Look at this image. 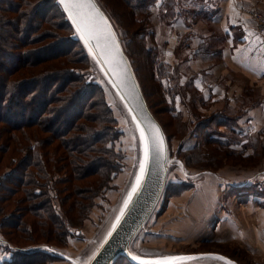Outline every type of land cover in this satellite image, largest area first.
Instances as JSON below:
<instances>
[{
    "label": "trees",
    "instance_id": "trees-1",
    "mask_svg": "<svg viewBox=\"0 0 264 264\" xmlns=\"http://www.w3.org/2000/svg\"><path fill=\"white\" fill-rule=\"evenodd\" d=\"M167 1L123 0L138 24L131 34L130 54L146 55L163 110L180 120L182 112L176 102L185 87L181 85L185 71L164 60L162 41L161 54H157L153 24L158 10L160 20L170 14ZM57 13L63 16L55 0H0V228L8 234V227L17 231L23 227L34 237L31 224H44L41 236L52 235L59 243L77 231L81 223H76L88 216L94 198L124 170V163L113 145H108L118 136L113 112L101 88L84 76L88 58L80 46L76 48L79 43L71 37L72 27L57 21ZM52 37L51 42L44 40ZM191 89L188 93L198 92ZM194 96L195 107L210 101L209 97ZM210 120L211 124L199 120L197 129H209L213 122L224 126L228 135L243 131L231 126L233 119L228 114L215 112ZM181 125L176 126L178 134H184ZM201 134L202 142L194 149L203 145L229 150L238 147L209 131ZM240 146L241 151L258 148L250 139ZM182 155L195 163L203 156ZM56 173L63 176L56 179ZM172 185L188 184L173 182L169 188ZM17 247L8 264H35L46 259L42 253L22 260L38 252Z\"/></svg>",
    "mask_w": 264,
    "mask_h": 264
},
{
    "label": "rangeland",
    "instance_id": "rangeland-1",
    "mask_svg": "<svg viewBox=\"0 0 264 264\" xmlns=\"http://www.w3.org/2000/svg\"><path fill=\"white\" fill-rule=\"evenodd\" d=\"M97 1L111 20L120 38L123 48L140 82L147 104L166 133L169 148V181L167 180V184L155 210L143 225L139 235L131 242L130 245L132 249L134 251L137 250L141 254H162L165 252L183 251H218L237 260L240 264H264V251L262 249L251 250L247 248L249 249L247 250L241 247L236 240H225V237L228 236L226 233L227 224L222 222L227 220L226 212L232 207V199H235L231 195V189L237 191L238 188H240L239 186H241V189L247 191L255 190V192L251 194L257 195L258 186L261 185L262 188L264 187V112H260L258 104L259 101L262 100L260 84L256 82L255 85L248 87V89L240 87L239 90L241 94L239 93L236 96L235 90L229 89L228 92H230V97L236 100L234 106L228 104L229 99H225V97L228 96L227 92V94L225 93L224 102L222 103L209 101L195 107L191 95L197 97L199 95L198 92L188 93L189 90L192 91V89H190L192 87H183L184 89L180 90V96L176 102V107L182 112V118L179 120L170 117L163 110L159 102V95H157L156 90H154V85L157 87V84L150 75V68L148 67L146 55H141V53L136 55L133 53V57L130 54V48L132 47L130 44V40H132L131 34L136 32L135 28L138 26L136 21L132 20L130 8L124 4L123 0ZM248 7L249 5L245 6V8ZM252 7L255 8V6ZM61 12L63 16H60L61 14L58 15V13L55 14L58 17L57 21L67 22L69 24L66 18L67 16L62 10ZM160 12L163 11L161 10ZM156 16L157 15L154 14L153 24L156 27L155 38L157 39L169 28H166L167 26L164 25L162 21L158 23L156 21ZM44 40L46 42H51L53 37ZM75 40L79 43V45L76 44V48L80 46L87 56L81 42L77 39ZM6 49L8 48L6 47ZM156 49L157 54H161L162 46L160 40L158 41ZM180 57L184 56L182 55ZM203 57L201 58L203 62L205 61L206 63L208 57H206V55ZM54 63L57 62L55 61L53 64ZM89 63L88 59V64ZM89 67L83 70L84 76L87 80L96 83L102 90V87L98 83L104 82L102 75L97 71H94L90 75L88 73V70H90ZM178 67L183 71V67ZM77 70L78 72L81 71L79 68H77ZM91 76L95 77L93 78ZM184 84L185 80L181 81V85L183 86ZM144 89L146 90V94ZM245 92H247V94H245ZM110 97H108V101L113 107L112 112L116 121L115 127L118 131V136L111 142H108V145L112 144L114 150L119 154V160L124 163V170L116 174L109 184L97 194L93 200L94 204L88 216L82 222L78 221L76 223L77 225L81 223L77 226V231L75 230L64 242L58 243L54 241L51 238L52 235L48 237L41 236L40 231L44 227V224H31L30 231H34V237L26 233V230H22L23 227L19 229L20 231L8 227L6 229L7 232H10L8 234L0 228V264H8V261L15 258L12 254L18 251L17 249L19 248L17 246L26 247L25 250L21 248L20 251L31 252L32 250H28L27 248L38 244L52 245L53 248L61 252L52 253L43 248H39L37 251L33 250L38 253L29 257L24 256L22 260L26 261L31 257H38L36 255L43 253L46 259L39 262L35 260V264H69V260L61 257V254H66L68 257L81 263L84 262V260L87 261L101 243L106 232L117 218L115 216L123 204L122 198L124 191L122 190V192L119 193V189H122L123 185L126 184L129 171L131 174L132 168L134 167L133 164L135 163L134 160L137 153V148L135 147L136 139L133 132L130 130V118L126 116L125 110L120 106L116 94L113 92V95L111 94ZM155 101L156 104L153 103ZM261 105L264 107V101ZM215 112L228 114L230 118L233 119L231 121V126L242 128L243 131L237 135H228V131L224 126H216L213 122L209 129L202 131L198 130V123H200L201 120L210 123V118ZM179 122L182 124L180 133L184 134H178L176 131V126ZM207 131H209V134L212 133L211 135L228 138L232 144L238 145V147H236L238 150H229L230 148L222 149L216 147V145H209L206 148V145L204 147L203 144L202 148L197 147L194 149L193 147H195L198 142H202L200 141V137H203L201 132L205 134ZM40 134H42V136L46 135V133L43 132H40ZM249 139L250 142L257 144V150L259 152L257 150H240V145L248 142ZM189 148L190 151H188ZM192 148L193 150H191ZM188 153L194 154V156H201L203 154V156L199 163L189 162V160H185L182 155ZM256 153H258V155H256ZM178 159L182 161L179 162ZM200 171H206L202 174L204 176H201V181H197L198 179L196 180L195 175H192L193 179H188L187 181L177 179L178 176L184 177L186 173L194 174ZM61 175L62 174L56 173V179H58L59 176H63ZM91 178L95 179L96 176ZM173 182H184L188 185L186 187L172 185L173 187L169 188ZM232 182H236L235 184L239 186L235 189L230 188ZM254 195L250 197L254 199ZM243 196L244 193H241L240 196L236 195L239 200H242L241 198H243ZM67 204L68 203H66L65 206H67ZM113 204H115L114 209H112ZM110 205L112 206L111 208ZM72 207L73 205H71V208ZM238 217L241 222L245 219L247 226L250 228H253L261 220V231H264V220H262L264 215L260 211L248 215L244 213L241 216L238 214ZM29 218L30 217L27 216L26 220L29 221ZM262 239L264 240L263 237ZM261 244L263 245L262 242ZM217 263L220 264L219 262ZM113 264L132 263L125 256H121Z\"/></svg>",
    "mask_w": 264,
    "mask_h": 264
},
{
    "label": "water",
    "instance_id": "water-1",
    "mask_svg": "<svg viewBox=\"0 0 264 264\" xmlns=\"http://www.w3.org/2000/svg\"><path fill=\"white\" fill-rule=\"evenodd\" d=\"M56 2L67 16L66 18L72 27V37L81 42L88 56L90 62L88 73L91 75L97 71L103 77L104 82L98 83L102 87L106 103L112 110L113 107L110 105L108 97L114 92L119 99L120 106L125 110L126 116H129L130 130L135 136V147L137 148L131 174L129 171L126 184L123 185L122 189H119V193L124 191L123 204L118 210V215L115 216L117 218L97 249L87 261L84 260L81 263L66 254H61V257L69 260V264H113L121 256H125L132 264H154L155 261L165 257L188 256L197 257V259L176 260L172 261L171 264H218L217 262L228 264L229 261L231 264H240L237 260L218 251L141 254L132 249L131 242L139 235L143 225L155 210L167 184L170 162L168 160L169 148L166 133L149 108L131 61L111 20L98 1L91 0V3L95 5V9L102 14V17L95 15V10L90 8L72 9L70 14L69 11L65 10V6L60 3V0H56ZM81 12L84 14L83 17L79 14ZM90 13L91 31L78 32L77 25L84 27L85 19L89 17ZM109 33L112 35H108ZM91 35H95L96 38L90 39L89 43L86 44L82 36L89 37ZM91 77L94 78L95 76ZM146 146L148 147V156L145 163ZM178 160L179 162L182 161L181 159ZM142 163L145 165L143 173L140 170ZM205 172L186 173L185 178L178 176L177 179L187 181L193 179L192 175H195L196 180L199 181ZM138 176L141 177L140 184L133 193L132 189L136 185ZM130 193L131 197L129 198ZM125 201H128L126 206ZM114 207L115 204H113L112 209ZM39 248L52 253L61 252L48 244H38L27 249L37 251ZM216 257H224L225 259H217Z\"/></svg>",
    "mask_w": 264,
    "mask_h": 264
},
{
    "label": "crops",
    "instance_id": "crops-1",
    "mask_svg": "<svg viewBox=\"0 0 264 264\" xmlns=\"http://www.w3.org/2000/svg\"><path fill=\"white\" fill-rule=\"evenodd\" d=\"M167 2L171 6L170 14L162 18L163 20L156 16V21L164 22L169 29L157 38V42L160 40L165 43L162 55L167 63L183 67L185 73L181 81L185 80L184 86L195 88L199 92V98L209 97L211 102L222 103L229 89L235 90L236 96L240 93V87L248 89L258 82L262 96L258 104L260 112L263 113L264 107L261 103L264 101V40L254 30L253 19L245 12V6H255L264 12V0ZM182 55L184 57H180ZM199 55L209 56L207 64ZM227 95L225 99H229L228 104L234 106L236 100L230 97V92ZM201 180L202 178L199 179ZM235 183L232 182L230 188L239 186ZM239 187L237 191L231 189V195L236 200L232 199V207L226 212L227 220L222 221L227 224L228 236L225 240H236L243 248L264 251L261 220L250 228L245 219L241 222L238 217V214L248 215L257 211L264 215V187L258 186L257 195L251 194L255 190L247 191ZM241 193L244 196L239 200L236 195L240 196ZM252 195L254 199L250 197Z\"/></svg>",
    "mask_w": 264,
    "mask_h": 264
},
{
    "label": "snow or ice",
    "instance_id": "snow-or-ice-1",
    "mask_svg": "<svg viewBox=\"0 0 264 264\" xmlns=\"http://www.w3.org/2000/svg\"><path fill=\"white\" fill-rule=\"evenodd\" d=\"M60 3L63 4L65 6V10L69 11L70 14L72 13V9H83V8H90V9H93L95 10V15H99L102 17V14L99 13L98 10L95 9V5L93 3H91V0H60ZM82 17H83V12L79 13ZM91 20V13L89 14V17L87 19H85V23H84V27H81L79 24L77 25V31L78 32H84V31H91V26H90V23L89 21ZM74 22H75V19H74ZM105 25H106V21H105ZM108 35H112L111 33H109ZM83 39H85V43H89V40L90 39H94L96 38L95 35H91L89 37H84L82 36ZM91 51V49H90ZM161 145H162V141H161ZM147 156H148V147L146 146L145 147V157H146V160H145V163L147 161ZM144 164L142 163L141 164V173H143L144 171ZM140 180H141V177L138 176L137 177V182H136V185L133 187L132 189V192L134 193L137 188L139 187V184H140ZM131 197V193L129 194V198ZM128 201H125V206L127 205ZM217 259H225L224 257H216ZM190 259H197V257H191V256H188V257H165L161 260H157L154 262V264H171L172 261H176V260H190ZM228 264H231V262L229 261Z\"/></svg>",
    "mask_w": 264,
    "mask_h": 264
},
{
    "label": "built area",
    "instance_id": "built-area-1",
    "mask_svg": "<svg viewBox=\"0 0 264 264\" xmlns=\"http://www.w3.org/2000/svg\"><path fill=\"white\" fill-rule=\"evenodd\" d=\"M245 12L252 17L254 30L264 40V12L252 6L245 8Z\"/></svg>",
    "mask_w": 264,
    "mask_h": 264
}]
</instances>
